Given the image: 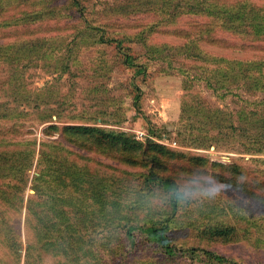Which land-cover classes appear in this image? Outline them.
<instances>
[{
	"label": "rangeland",
	"instance_id": "1",
	"mask_svg": "<svg viewBox=\"0 0 264 264\" xmlns=\"http://www.w3.org/2000/svg\"><path fill=\"white\" fill-rule=\"evenodd\" d=\"M50 1L53 0L0 1V7H8V13L0 12V129L19 128L20 133H10L13 139L10 144L5 142L7 149L17 152L23 147L34 152L32 165L25 170L29 177L19 184H25L18 194V200L24 198L22 209L11 213L13 199L9 204L0 198L6 231L12 238L6 239L0 229V264H97L90 253L84 254L86 249L99 250L108 264H115L111 263L106 247L99 244L103 227L91 223L94 213L79 211L80 201L69 203L71 188H67L70 193L59 194L63 199L49 194L39 197L32 178L47 168L38 162L44 147L52 155L65 153L62 171L67 179L80 173L86 178L85 169L91 168L95 182H101L96 188L104 193L102 198L107 203L145 202L160 219L172 215L171 193L150 182L145 168L129 166L108 153L81 147L59 131L44 132L53 125H90L125 131L136 138V130L142 129L148 139L194 157L191 166L189 161L176 156L168 161L177 167L175 173H168L175 177L182 193L189 196L187 202L179 200V211L167 230L176 251L164 252L144 233L127 249V254L120 251L124 264H217L202 251L193 254L188 248L214 251L236 264H264V201L256 195L264 194V186L260 187L264 180V71L250 62L258 58L203 41L186 50L184 42L179 41L182 39L164 37L158 32L150 34L138 27L102 29L106 25L102 19L106 11L125 25L145 16L139 13L141 10H160L164 0H78L81 11L67 8V0H55L62 6L54 8L57 18H49L50 14L45 13L43 6ZM31 4H36L32 11ZM23 7L28 12L16 21ZM28 21L33 23L35 34L19 29ZM17 27L19 37L6 35ZM228 35L245 41L239 34ZM119 46L125 47L136 62L145 64V71L137 74L135 67L125 63ZM154 47H159L157 52ZM138 96L140 110L135 104ZM146 137L138 139L145 141ZM25 139L33 140L35 147L27 145ZM58 143L62 150L56 148ZM235 165L245 167V174L238 175L237 185L243 182L246 188L256 191L248 194L228 185L230 181L214 177L235 176ZM58 170L54 165L50 173L56 174ZM0 173L10 172L0 168ZM2 183L0 178V186L6 187ZM216 184L224 195L206 196L205 192ZM4 192V196H10L14 189ZM30 197L45 201L37 207L35 217L46 214L60 221L59 213L67 221L61 225L63 232L52 233L55 245L48 249L36 245L28 254L29 241L34 240L26 225ZM84 198L79 195L80 200ZM87 204L89 208L96 206L84 199V208ZM75 222L82 225L74 224L77 231L71 235L67 228ZM215 225L235 226L239 239H209L204 232ZM77 236L85 237L88 244L79 243ZM14 239L21 242L20 249L13 246ZM70 245V255H63L62 248Z\"/></svg>",
	"mask_w": 264,
	"mask_h": 264
},
{
	"label": "trees",
	"instance_id": "2",
	"mask_svg": "<svg viewBox=\"0 0 264 264\" xmlns=\"http://www.w3.org/2000/svg\"><path fill=\"white\" fill-rule=\"evenodd\" d=\"M0 1L1 3H10V0ZM64 5H66L67 8L76 7L78 11H81L82 8V5L78 6V0H67ZM57 6L62 7L61 4L55 0L44 4L45 13L50 14L49 18L58 17L54 12V8ZM35 7L36 4H31V9L29 10L32 11ZM7 10L8 7H0V12H4V14L8 13ZM27 12L28 9H26V7L21 8L15 20L21 21V15ZM105 13L106 14L102 17L106 22V25L102 26L103 30L107 28L112 31H120L125 27L127 30L138 27L142 28L143 31L148 30L150 34L158 32L164 35V37L182 39L179 41L184 42L183 47H186V50L188 47L193 48L198 46V43L203 41L208 44H213L214 46L247 52L249 56L258 58L250 62L255 63V65L264 71V0H164V4L160 10H141L139 13L145 16H139L137 20L129 21V23L125 25L121 24L122 22L118 21L115 17H112L114 14H109L107 11ZM70 17H73V15ZM74 17L78 21H81L80 16L77 14H74ZM11 19H14V17H11ZM39 19H34V21H38ZM236 21H239V23L236 24ZM19 23L20 22H18V24ZM32 25L33 23L28 21L25 27L19 29H29L31 34H35L36 31L31 28ZM219 28L227 32L219 31ZM19 29L17 27L15 31H8L6 35L8 37H19ZM229 32L239 34L238 36H244L245 41L232 39L228 35ZM248 37H252L253 40ZM257 41H261L262 43H258ZM118 48L123 51L122 55L125 63L135 67L137 74L145 71V64L142 66L140 63L136 62V59L134 58V60L130 53L126 52L125 47L119 46ZM158 48L159 47L155 48L156 52ZM160 57L163 59L164 55ZM133 85L136 90H141L135 81ZM140 99L141 96H138L135 103L138 110L141 109ZM54 131H59L61 136L72 137L74 142L79 143L81 147H85L88 150H100L102 153H108L119 162L133 167L145 168L149 172L148 180L150 182H153L154 185L171 193L170 197L173 200L171 206L172 215L168 216L166 219H160V217L153 215V210L145 202H138L139 204H136L135 202L112 200L107 203L106 200L102 198L104 193L100 192L99 188H96L101 185V182H95V172H93L91 168L85 169L87 172L83 175L86 176V178L81 176L82 174L80 173L77 176H73V179H67L62 171V168L65 167L64 162L66 160L62 155H65V153L58 152L52 155L46 151L45 147L41 151L38 162L46 164L47 168L45 167L40 170L39 174L34 175L32 178L34 182L33 187L36 189L39 197L44 194H49L50 196H57L59 199H63L59 194H62L64 191L65 193H70V191H67V188H71L73 192L68 200L70 201L69 203L73 204L74 202L76 203V201H80L77 204L79 206L78 210L81 212L90 210L94 213L95 217H89L91 223L94 225V222H97V224L103 227L99 244L104 248L106 247V251L111 255V263L124 264L125 261L119 258L120 251L121 253L124 252L127 254V249L130 248L132 244H136L138 237L144 233L147 234L150 241L155 242L164 252L174 253L176 251V246L171 243L167 230L171 226L173 220H175V216L179 211L181 204L177 194L182 193V191L180 190L179 183L174 179L175 177L168 173L169 171L175 173L177 167L174 163L168 164V161L171 156H176L189 161L191 166L194 157L192 158V155L187 154L186 156L183 152L171 150L167 144L158 143L147 137L145 141L140 140L133 134L125 131L108 130L90 125H53L44 130V132L50 134ZM11 132L20 133L19 128L2 127V129H0V136L5 135L0 141V145L4 147L0 150V168L5 172L15 173L14 176H11L10 173H0V178L3 179L1 185L6 186H0V198L5 199L9 204L10 199H13L12 207L9 211L11 213H17L22 209L24 200L23 197L21 200H18V194L21 193L25 185L23 184L20 186L19 184L26 182V178L29 177V174L25 170L32 165L34 152L30 153L29 150H23V147L22 150H17V152H14L13 149H7L5 142L9 141V144L12 142L13 137H9ZM43 142L44 141H42V143ZM25 143L31 147H35V142L33 140L25 139ZM15 145L19 144L17 143ZM56 148L62 150V144L58 143ZM114 156H116V158ZM54 165L58 166L59 170L58 173L51 174L50 171ZM233 167L235 168V176H223L221 178V176L217 174V176L214 175V177L224 179V181L226 179V181H230L227 182L228 185L248 194L250 191H256L251 187L246 188V184L243 182L237 185L239 176L245 174L243 173L245 172V167L238 165ZM124 179L125 178H121L119 180ZM54 184H56L57 187H55ZM261 186H264V180L260 181V187ZM12 189H14L12 195L4 196V191ZM78 194L84 195V199H90L96 206L89 208L87 204L84 208L82 205L84 199L80 200ZM256 195L260 200L264 201V194ZM118 196H120V194H118ZM16 198L18 202H16ZM28 202L31 203H28L27 207L28 219L26 220V225L32 230L34 238V240L30 239L31 241H29V254L30 249L35 248L36 245L40 247L39 249H48L51 245H55L57 242L52 240V233L54 231L57 233L63 232L61 225L64 221H67V219L59 213L57 216L60 217V221H55L51 216L46 214L35 217L34 213H37V207L45 203V201L30 197ZM97 204L99 205L97 206ZM38 212L40 211L38 210ZM31 216H33L32 219ZM6 217L9 218V216ZM89 218L86 217V219ZM5 221L4 210L0 206V229L4 230L6 239L12 241V238L6 231L7 226ZM135 222L143 223L137 224ZM74 224H77V222L70 223L67 228L71 235H74L77 231V228L73 226ZM81 225L82 224L79 223L77 224L79 227ZM82 228L85 229L86 226ZM236 230L237 228L233 225H215L206 228L204 235L216 242H233L239 239ZM77 240L79 243L88 244L85 237L77 236ZM12 243L15 248L17 247L20 249L21 242L19 240L14 239ZM71 248L72 245L68 248H62L63 255H70ZM75 248L82 249L80 246H75ZM187 250H191L193 254L200 250L210 261L216 262L217 264H236V262L229 261L225 255L211 250L203 248H188ZM58 253H60V251H58ZM88 253H90L93 258L95 257L97 264L109 263L104 260V256L101 255L99 250L91 252L90 249H86L84 254Z\"/></svg>",
	"mask_w": 264,
	"mask_h": 264
},
{
	"label": "clouds",
	"instance_id": "3",
	"mask_svg": "<svg viewBox=\"0 0 264 264\" xmlns=\"http://www.w3.org/2000/svg\"><path fill=\"white\" fill-rule=\"evenodd\" d=\"M177 195L178 199L183 202H187V200L189 199L188 194L178 193ZM205 195L208 197H215L217 195L223 196L224 193L219 189V184H216L214 186H211L210 189L205 192Z\"/></svg>",
	"mask_w": 264,
	"mask_h": 264
},
{
	"label": "built area",
	"instance_id": "4",
	"mask_svg": "<svg viewBox=\"0 0 264 264\" xmlns=\"http://www.w3.org/2000/svg\"><path fill=\"white\" fill-rule=\"evenodd\" d=\"M136 133H137V137L140 139H144L147 136V133L142 129L136 130ZM173 145H176V142H173Z\"/></svg>",
	"mask_w": 264,
	"mask_h": 264
}]
</instances>
